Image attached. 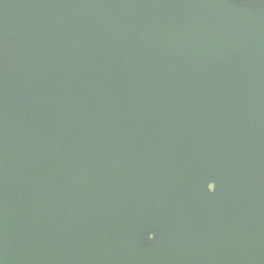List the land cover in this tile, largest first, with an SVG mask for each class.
Here are the masks:
<instances>
[{"label":"water","instance_id":"obj_1","mask_svg":"<svg viewBox=\"0 0 264 264\" xmlns=\"http://www.w3.org/2000/svg\"><path fill=\"white\" fill-rule=\"evenodd\" d=\"M0 264H264V0H0Z\"/></svg>","mask_w":264,"mask_h":264},{"label":"snow or ice","instance_id":"obj_2","mask_svg":"<svg viewBox=\"0 0 264 264\" xmlns=\"http://www.w3.org/2000/svg\"><path fill=\"white\" fill-rule=\"evenodd\" d=\"M214 190H215V185H214V183L213 182H209L208 184H207V191L211 194V193H213L214 192ZM154 237L152 236V235H149L148 236V239L149 240H152Z\"/></svg>","mask_w":264,"mask_h":264}]
</instances>
